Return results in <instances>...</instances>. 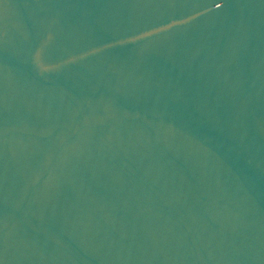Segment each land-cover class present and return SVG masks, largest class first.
<instances>
[{"label":"water","instance_id":"1","mask_svg":"<svg viewBox=\"0 0 264 264\" xmlns=\"http://www.w3.org/2000/svg\"><path fill=\"white\" fill-rule=\"evenodd\" d=\"M0 264H264V0H0Z\"/></svg>","mask_w":264,"mask_h":264}]
</instances>
